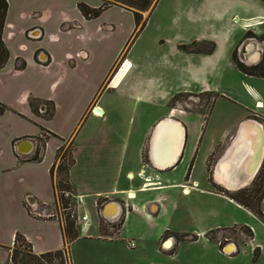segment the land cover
Instances as JSON below:
<instances>
[{
    "label": "crops",
    "instance_id": "0c3cea01",
    "mask_svg": "<svg viewBox=\"0 0 264 264\" xmlns=\"http://www.w3.org/2000/svg\"><path fill=\"white\" fill-rule=\"evenodd\" d=\"M7 1L2 39L9 55L0 66V102L6 106L0 113V264H12L17 234L37 254L65 246L63 221L31 209L54 212L53 167L70 139L74 164L68 183L82 195L77 210L79 202L91 199L98 214L70 241L72 264H186L175 261L183 244L204 247L217 258L210 264H264V217L223 190H236L229 185L238 182V176L235 182L220 176L223 160L215 176L209 171L210 156L242 121L258 115L264 128V77L243 72L237 61H261L264 47L256 49L250 40H264V0H158L141 12L146 24L133 41L134 12L117 2L91 17L79 3L98 8L104 0ZM126 13L133 18L128 28ZM204 44L209 47L197 48ZM185 93L212 94L210 109L225 97L237 104L239 118L205 139L212 112L206 116L210 109L173 104ZM40 137L43 154L35 160L33 139ZM30 139L33 150L20 153L31 147ZM191 183L196 187L185 192ZM110 201L123 211L111 237L98 225ZM240 207L262 225H232ZM223 229L235 231L226 242L234 243L232 252L216 236ZM134 236L139 249L127 256ZM169 237L173 246L165 248Z\"/></svg>",
    "mask_w": 264,
    "mask_h": 264
},
{
    "label": "rangeland",
    "instance_id": "374dc122",
    "mask_svg": "<svg viewBox=\"0 0 264 264\" xmlns=\"http://www.w3.org/2000/svg\"><path fill=\"white\" fill-rule=\"evenodd\" d=\"M60 1H62V0H60ZM65 1L71 2L74 0H65ZM104 2H106V4L107 3L111 4L115 1L114 0H104ZM132 19L133 18H132L130 13L129 14L126 13L124 15L123 20L126 24V28L129 27L130 21H132ZM144 20H145V15L142 17L141 23ZM251 40H250V43L256 44V49H260V47L261 48L264 47V40L263 39H262L263 41H259V43H258V41L256 43L255 39L252 42H251ZM208 47H209L208 44L197 46V48H202V49H206ZM241 52H242L241 49H239V51L237 53V57L241 56V54H242ZM248 52H249V50L244 53L246 60L247 59L249 60V58H250V52L249 53ZM263 56H264V51L262 54V58H263ZM247 66H249V65H247ZM213 98L214 97L212 94L191 95V94L185 93V94L177 95V97H175V99L173 100V104L178 105V103H181L185 108H188L190 110H207V109H210V105H211V102L213 101ZM48 106L50 107V105H48ZM191 112L194 115L198 114L197 111H191ZM210 112H212L211 119L209 120V124H208L207 128L206 127L204 128V130L206 131L205 139H207L209 137L210 132L213 129L220 130L223 128V131H224V130H226V128H229V125H231V124L233 125L237 121V119L239 118V114H240L237 104H235L234 102H232L231 100H229L225 97L224 98L221 97L216 102L214 108L210 109L208 111L206 116H209ZM251 118H255L256 120H261V116H258V115H253V116H251ZM206 121L204 123H206ZM251 123H253V120H251V122L249 124L244 126V131L242 132V136H241L243 141L254 140V138L252 136L253 135L252 130L250 128ZM240 124H239V126H240ZM239 126L237 128L235 127L234 137H233V135H230L227 139L224 140V143L218 148V150L215 151L213 153V155L210 156L209 171L212 172V175L215 174V167L217 166V163L220 160H224V159H220V158L226 152L227 148L230 146V144L232 143L236 134L238 133ZM248 128H250L249 134H247ZM45 135H47V134L45 133ZM72 149H73V141L70 139L69 141H67V143L63 147V150L61 151V154L59 155L58 162L55 165L54 180H55L58 188H62V187L64 188L63 184H65V180H67V176L65 174V171H62L60 169V166L62 165V163H64V165L66 164V162L69 160V159L66 160L68 157L69 158L72 157L71 156L72 155ZM66 153L68 155L67 158H63V155ZM249 153L246 155V158H251V153L250 154ZM233 156H234V154H232V151H231L229 153V155H227L226 158H231V157L233 158ZM245 169H246L245 163L242 159L238 162V165H237V170H236L237 175H239V173ZM245 180H244V182H245ZM200 186L202 187V186H206V185L202 184ZM184 187H185V185H184ZM212 187L213 186L211 185L210 188H212ZM191 190H194V187L191 188ZM223 190L227 191L229 194H231L233 196H236L242 202L249 203L255 210H261L263 208V202H264V157H263L262 165H261L258 173L256 174V176L251 181H249V183L246 186L240 187L239 189H236V190H230L227 187L223 186ZM185 194L188 195L190 193L187 192ZM179 195H180V193L178 192L176 196H179ZM120 196L123 198L124 194H121ZM181 198H186V196H181ZM79 203H80V207H79L80 211H78L79 217H81L84 213L90 217L89 222L95 221L98 217V214H97V209L95 208L92 200L87 199V202L84 200V202H79ZM234 212L235 213H233V219L232 220H235V222H233L232 225H235V224H238V226L243 225V224L251 225L252 223L262 225L261 221L256 216L250 214V212H248L246 209H244L242 207H240V209L235 208ZM107 216L110 217L112 215H107ZM122 220H123V216H120L116 222H113V223L109 222V221L106 222L103 219V217L100 215V218L98 220L99 229H100L101 233L104 235L114 236L119 231V229H117V228H119L120 222ZM224 222H226V221H224ZM143 223L145 224V221H143ZM190 224H191L190 221H188V222L186 221L184 226H190ZM82 225H83V222H78V225H75V230L78 232V234H80L79 230L82 231V229L84 228ZM114 225H116V227ZM224 226H226V225H224ZM90 227H91V225H90ZM261 227H263V226H261ZM90 230H91V228H87V231H90ZM260 232L264 233L263 228L260 229ZM208 233H207V239H210L209 238L210 236L208 235ZM122 234H123V231H122ZM215 235H216V233H215ZM262 235H264V234H262ZM259 236H260V238H262L261 235H259ZM133 238H134V240L128 239L129 240L128 242L134 241L135 242L134 246L131 247L130 246L131 244L128 243L127 248H130V249L124 250V254H126L127 256H136V253H137L136 250L139 249V241H138L137 237L134 236ZM126 243L127 242H125V244ZM135 247H137V248H135ZM125 248H126V245H125ZM203 254L205 255V257L202 256ZM200 256L202 258V261H201L202 264H210L211 261L214 262V260H217V258L213 257V255H211V253L209 251H207L204 247H201V245H199V244H193V245L183 244L177 250L175 261L178 262L180 260V262L181 261L182 262L187 261L186 264H197L195 262L194 258H198ZM180 262H178V263H180ZM215 264H230V263H228V261L222 260V261H216Z\"/></svg>",
    "mask_w": 264,
    "mask_h": 264
},
{
    "label": "trees",
    "instance_id": "16d2710c",
    "mask_svg": "<svg viewBox=\"0 0 264 264\" xmlns=\"http://www.w3.org/2000/svg\"><path fill=\"white\" fill-rule=\"evenodd\" d=\"M114 1L126 8L131 9L134 12L137 27L131 39V41H133L146 24L145 20L141 23V19H142L141 12L147 11L150 8L152 9L156 5L158 0H114ZM108 5H109L108 3L106 4V2H104V4L98 8H91L85 3H79V7L83 11V13L86 16H91V17L98 16L103 11V9H105ZM7 10H8V1L0 0V66L7 60L9 55L8 49L5 46L4 41L2 39L3 27L5 23ZM182 47L185 49L192 48L187 45H183ZM235 58H236V53H235ZM237 61L240 69L243 72L264 77V56L258 64L253 66H247L242 62H240L239 60ZM5 109L6 106L0 102V113H3ZM62 150L63 147L59 150L58 158ZM39 153H40V149L38 148L33 159L40 160L42 156H40ZM63 158H67V153L63 155ZM72 164H74L73 156L69 158V160L66 162L65 165L64 163H62V165L60 166V169L62 171H65V174L67 176V180H65V184H63L64 188L65 187L70 188V185L68 183V172ZM54 169L55 167H53V172ZM233 197L241 204L245 205L246 207L250 208L252 211L257 213L259 216L264 217L263 208L261 210H255L249 203L242 202L236 196ZM122 222L123 220L120 222L119 225L120 227L122 225ZM75 225L76 223L73 219L67 218L66 227L64 229V235L65 238L69 241L75 239L79 235L78 232L75 230ZM61 255H62L61 250L48 251L45 253L37 254L33 251L32 244L29 241H27V239L24 236L17 234L15 247L11 255V262L12 264H52L54 258L60 257Z\"/></svg>",
    "mask_w": 264,
    "mask_h": 264
},
{
    "label": "bare ground",
    "instance_id": "6f19581e",
    "mask_svg": "<svg viewBox=\"0 0 264 264\" xmlns=\"http://www.w3.org/2000/svg\"><path fill=\"white\" fill-rule=\"evenodd\" d=\"M118 78L116 79V81L118 80ZM261 105L262 104H260V106ZM251 120H253L251 130H252V134H253L252 136H253L254 140L243 141L242 144L240 143L241 145H239L238 148L236 149V151L233 153L234 154L233 158L232 157L226 158L227 155H229V153L238 145L240 134L244 131V126L249 124L251 122ZM261 141H262V146L260 143ZM260 148H261V154L256 153L257 151L260 152ZM249 152L251 153V158H249L248 161L246 162V165H245L246 169L243 170L242 172H240L239 175H237L236 170H237L238 162L242 159H245L246 155ZM263 157H264V128H263L262 124L258 120H256L255 118H250V119L244 120L240 124L238 133L236 134L232 143L230 144V146L227 148L226 152L221 157V159H224V160L221 163L220 168L218 169L219 172L221 173L220 176H223L224 179L226 178L227 180L234 181V182L238 176V178H237L238 182L233 186L229 185V187L231 189H237V188L246 186L249 183V181H251L256 176V174L258 173L260 166L262 164L261 160H263ZM253 166H255V167H253ZM247 172H252V173L248 177H244V174ZM244 180H245L246 184H245ZM239 181H241V182L239 183ZM131 195L134 196V192H132ZM115 212H116V210H115ZM173 239L174 238H172L167 243H165L164 247L165 248H171L173 246ZM234 249H235V246H230V247H228L227 250L229 252H231Z\"/></svg>",
    "mask_w": 264,
    "mask_h": 264
},
{
    "label": "built area",
    "instance_id": "2783aa9c",
    "mask_svg": "<svg viewBox=\"0 0 264 264\" xmlns=\"http://www.w3.org/2000/svg\"><path fill=\"white\" fill-rule=\"evenodd\" d=\"M33 140L35 143H37V148L40 149L39 154L40 156H42L43 146L45 143V137H40L38 140L37 139H33ZM68 159L69 157L66 160ZM55 186L57 190V201L54 204V212H50L46 214V213L31 209V212L33 213V215H36V216L46 215L48 217H56L60 221H63L64 228L66 227L67 218L73 219L76 225H78V222H83L84 224H86L90 217L87 214H83L81 217H79L78 210H77V199L81 200L82 195H75V193H73V191L70 188H58V186L56 185V182H55ZM189 187L191 188L196 187V183H191V184H188L187 186L185 185L184 191L185 192L189 191ZM128 196L130 197V194H128ZM122 213L123 211L121 210L118 216L108 217L103 214V211H100V215L103 217V219L106 222L109 221L112 223L116 222L118 218L122 216ZM117 229H120V226ZM216 236H218L222 242V230L217 232ZM69 243L70 241L66 239L65 246L63 247V249H61L62 255L60 257L54 258L52 264H72L70 252H69ZM130 244H131L130 246L133 247L135 243L131 242Z\"/></svg>",
    "mask_w": 264,
    "mask_h": 264
},
{
    "label": "water",
    "instance_id": "95a60500",
    "mask_svg": "<svg viewBox=\"0 0 264 264\" xmlns=\"http://www.w3.org/2000/svg\"><path fill=\"white\" fill-rule=\"evenodd\" d=\"M94 111L95 112H97V113H99V114H102L103 113V110L102 109H100L99 107H97V106H95L94 108ZM31 141V147L30 148H28V149H24V150H21V149H19L20 150V152H22V153H30L32 150H33V146H34V143L32 142V139H30ZM261 143V146H262V141L260 142ZM256 153H259V154H261V148H260V152L259 151H257ZM253 167H255V166H253ZM252 172H247V173H245L244 174V177H248L250 174H251ZM115 210H116V212H115ZM263 211H264V202H263ZM120 212H121V208H120V205L116 202V201H110V202H108L105 206H104V208H103V214L105 215V216H107V215H112V216H110V217H115V216H118L119 214H120ZM109 217V216H108ZM172 239V237H169L166 241H165V243H167L169 240H171ZM164 243V244H165ZM230 246H235L234 245V243H229L228 245H226L225 247H224V250L225 251H227V252H229L227 249H228V247H230ZM233 251V250H232ZM231 251V252H232Z\"/></svg>",
    "mask_w": 264,
    "mask_h": 264
},
{
    "label": "flooded vegetation",
    "instance_id": "af4514ba",
    "mask_svg": "<svg viewBox=\"0 0 264 264\" xmlns=\"http://www.w3.org/2000/svg\"><path fill=\"white\" fill-rule=\"evenodd\" d=\"M234 232L235 231H233L232 229H223L222 230V242H223V245L226 244V242H230V238H232L234 236V234H235ZM226 245H224L223 247H225Z\"/></svg>",
    "mask_w": 264,
    "mask_h": 264
}]
</instances>
